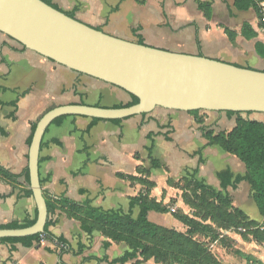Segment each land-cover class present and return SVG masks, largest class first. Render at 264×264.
Here are the masks:
<instances>
[{
	"label": "crops",
	"instance_id": "0c3cea01",
	"mask_svg": "<svg viewBox=\"0 0 264 264\" xmlns=\"http://www.w3.org/2000/svg\"><path fill=\"white\" fill-rule=\"evenodd\" d=\"M51 1L63 11H72L79 21L122 39L136 42L141 37L153 47L264 71V24L259 10L264 0ZM245 25V31L254 34L251 38L243 33ZM130 99L123 89L58 64L0 31V166L15 175L10 179L0 174V223L36 218L33 195L26 194L30 189L26 179L28 138L32 124L52 104L83 100L113 107ZM202 112L209 116L199 123L188 111L156 107L120 122L68 115L50 124L41 142L39 177L45 199L56 205L50 231L66 238L70 248L60 260L63 246L46 237L31 247L0 242V264H108L85 258L107 256L111 260L123 253L125 244L111 241L105 248L107 239L98 231L90 240L58 200L90 201L95 207L127 211L129 200L143 194L168 208L171 199H176L175 207L186 210L183 184L196 168V179L227 192L237 207L248 203L251 207L245 212L249 215L251 211L252 220L261 223L264 217L249 184L241 181L237 187L223 190L217 177L226 169L234 176L243 175L244 163L218 146L199 151L207 142L202 126L228 132L235 126L236 115ZM242 116L264 120V114L258 112ZM152 145L151 158L159 163L155 168L147 150ZM133 211L136 216L138 208ZM167 213L175 226L180 225ZM153 214L158 213L151 212L149 218ZM81 244L85 248L77 253Z\"/></svg>",
	"mask_w": 264,
	"mask_h": 264
},
{
	"label": "water",
	"instance_id": "95a60500",
	"mask_svg": "<svg viewBox=\"0 0 264 264\" xmlns=\"http://www.w3.org/2000/svg\"><path fill=\"white\" fill-rule=\"evenodd\" d=\"M0 31L27 49L138 98L137 103L123 107L71 103L43 113L28 149L36 220L27 227L0 229V239L44 232L48 211L39 177V153L46 129L57 117L125 119L156 107L264 114V71L122 39L43 0H0Z\"/></svg>",
	"mask_w": 264,
	"mask_h": 264
},
{
	"label": "trees",
	"instance_id": "16d2710c",
	"mask_svg": "<svg viewBox=\"0 0 264 264\" xmlns=\"http://www.w3.org/2000/svg\"><path fill=\"white\" fill-rule=\"evenodd\" d=\"M43 1L52 7L63 11L51 0ZM207 5L208 4H201L202 7ZM64 13L74 18V13L72 11H64ZM245 28H247V25L244 26L243 30V33L246 37L251 38L254 36L253 33H247ZM136 42L140 44L144 43L141 37H137ZM130 97L131 99L128 102L119 103L113 107L129 106L138 102V98L136 96L130 95ZM15 103L16 102H14V104ZM81 103L85 102L82 100ZM95 105L99 106V103ZM55 106L56 104H52L46 111L54 108ZM199 111L200 110H191L188 112L195 116ZM225 112L228 116L236 115L235 126L228 132L225 130L214 132V130L209 129L206 126H202L201 130L203 131V136L207 142L199 149V151H201L205 146H218L224 151L236 155L244 163L246 170L243 175L234 176V174L229 169H226L218 172L217 177L220 180L223 190H226L228 186L235 188L241 181H246L253 193V199L257 209L260 215L264 217V120L260 121L242 116L243 113L248 116L252 112ZM67 116L68 115L57 117L51 124H57ZM92 119L101 120L98 118ZM121 120L123 119H112L111 121L120 122ZM37 121L32 124L31 133L28 138L29 144ZM152 149L153 145L147 149L150 158ZM151 162L154 168L159 167V163L156 161V159L151 158ZM197 171V168L193 170V173H191L189 177L193 183V187L197 190L204 191V193L208 194L212 199H215V201L218 202L216 204L225 203L229 206V204L232 202L229 194L225 191H216L212 186L204 184L203 180L196 179L195 174ZM0 174L10 179H14L15 177L14 174H11L2 166H0ZM26 179L29 182L28 171L26 172ZM26 194L32 196V191L29 189ZM184 197L187 199L186 195H184ZM45 200L48 218L43 233H37L25 237L1 238L0 242H19L25 247H31L34 245V243H37L43 237H46L63 246L59 251V258L61 260L63 254L69 250L70 245L67 239L62 235H56L50 231V226H53L55 223V221H53L50 216L55 211L56 205L47 199ZM58 201L64 204L66 207V213L69 217H72L80 222L82 230L90 237V240L92 238L93 232L98 231L107 239L104 241L105 248L110 245L111 241L123 243L126 246V249L120 256L111 260H109L107 256L102 258L91 256L85 258V260L95 259L98 263L105 261L108 264H126L127 262L134 260L136 263V260L140 256H143L145 258H153L156 262H163L166 261L165 259H167V255H169L168 252L173 251L174 249H176L177 254L188 252L185 248L181 249V243H175L176 241H174V239H176L174 237L176 236L183 237L182 233L161 226L149 218V214L153 211L161 213L169 212L168 206L153 200H149L148 197L143 194H140L139 196L129 200L127 211H124L122 208L103 209L100 207H95L90 201L79 203L66 198L60 199ZM135 208H138V213L136 216L133 215V210ZM220 214L221 216L227 215L226 217H228L230 220L231 224L229 225H231V227L246 223L245 227L250 228L251 230L249 231V234L252 233L255 238H259L264 241V220L260 225H258L257 221L247 220V215L239 208H235L232 213L230 211L222 210ZM172 215L185 225H188V223L192 221V219H190L187 214L182 212H180V214L175 212L172 213ZM214 216L219 217L216 211H214ZM35 220L36 218L24 223H0V229L27 227L33 224ZM83 248H85L84 245H79L77 253H81ZM173 256L175 257L176 255ZM213 264L219 263L216 262Z\"/></svg>",
	"mask_w": 264,
	"mask_h": 264
},
{
	"label": "rangeland",
	"instance_id": "374dc122",
	"mask_svg": "<svg viewBox=\"0 0 264 264\" xmlns=\"http://www.w3.org/2000/svg\"><path fill=\"white\" fill-rule=\"evenodd\" d=\"M202 111L204 110H200L195 115L198 123L208 119L209 113ZM183 185L187 190L185 194L187 199L183 201L186 210L185 208L175 207L177 202L173 198L168 204L170 206L168 210L171 215L175 212L177 214H180V212L186 213L192 221L188 225L179 221L180 225L176 224L175 226L173 217L170 218L161 212L153 214L150 220L182 233L183 237L176 236L174 241H176L175 243H181V249L185 248L188 252L177 254L176 249H174L168 252L169 255H167L166 261L163 262H156L153 258L140 256L136 263L134 260L128 264H213L216 262L219 264H264V241L259 238L258 240L252 233L249 234L251 230L245 227L246 223L231 227L227 215L221 216L220 214L222 210L232 213L235 208L245 212L251 207L246 206L248 203L244 204L243 207L240 205L237 207L233 204V201L229 206L225 203L216 204L218 202L204 191L195 189L189 178L185 180ZM214 211L217 212L219 217L214 216ZM245 214L247 220H252L250 216L253 217L254 215L251 211H249L250 216L246 212ZM260 224L258 222V225ZM257 246L263 247L257 248ZM254 250L257 254H254Z\"/></svg>",
	"mask_w": 264,
	"mask_h": 264
},
{
	"label": "built area",
	"instance_id": "2783aa9c",
	"mask_svg": "<svg viewBox=\"0 0 264 264\" xmlns=\"http://www.w3.org/2000/svg\"><path fill=\"white\" fill-rule=\"evenodd\" d=\"M261 22L264 24V3L259 4Z\"/></svg>",
	"mask_w": 264,
	"mask_h": 264
}]
</instances>
